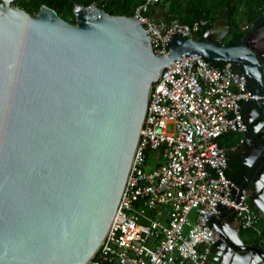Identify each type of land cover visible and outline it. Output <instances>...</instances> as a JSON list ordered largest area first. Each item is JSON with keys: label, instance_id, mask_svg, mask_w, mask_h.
<instances>
[{"label": "water", "instance_id": "1", "mask_svg": "<svg viewBox=\"0 0 264 264\" xmlns=\"http://www.w3.org/2000/svg\"><path fill=\"white\" fill-rule=\"evenodd\" d=\"M14 2L0 0V264L90 263L118 213L152 87L186 53L249 65L243 143L264 145L262 18L235 47L223 44V19L202 41L173 38L170 55L158 57L134 16L92 5L75 9L73 25L47 6L34 17ZM211 224L238 249L234 213ZM216 246L207 264H218ZM239 256L233 264H264V255Z\"/></svg>", "mask_w": 264, "mask_h": 264}, {"label": "built area", "instance_id": "2", "mask_svg": "<svg viewBox=\"0 0 264 264\" xmlns=\"http://www.w3.org/2000/svg\"><path fill=\"white\" fill-rule=\"evenodd\" d=\"M159 2L148 0L134 15L158 57L170 55L173 38L196 40L210 26L170 19L162 27L148 16ZM252 99L246 76L230 64L215 67L186 53L163 69L118 213L89 264H207L222 241L212 220L225 211L236 215L243 231L260 234L262 218L242 185L227 176L230 153L220 144L227 135L248 132L245 105ZM162 148V166L149 168L148 153Z\"/></svg>", "mask_w": 264, "mask_h": 264}, {"label": "trees", "instance_id": "3", "mask_svg": "<svg viewBox=\"0 0 264 264\" xmlns=\"http://www.w3.org/2000/svg\"><path fill=\"white\" fill-rule=\"evenodd\" d=\"M148 0H111L108 3L98 4L97 7L113 16L133 17L136 10ZM96 0H15L13 6L25 10L32 16H37L43 6H47L58 13L64 20L77 24L75 18L76 6L90 7ZM166 11L169 19H178L182 24L192 25L197 21L207 20L210 26L203 29L198 37L204 39V34L219 20L229 22L235 31L233 43L237 44L243 37V26L251 27L258 19L264 18V0H160L148 13L154 17L156 11ZM215 67H224L226 64L213 63ZM235 134V133H234ZM232 135V134H231ZM163 148L149 152L147 159L149 168L160 167L163 164ZM231 163V161H230ZM227 176L236 179L228 171Z\"/></svg>", "mask_w": 264, "mask_h": 264}, {"label": "flooded vegetation", "instance_id": "4", "mask_svg": "<svg viewBox=\"0 0 264 264\" xmlns=\"http://www.w3.org/2000/svg\"><path fill=\"white\" fill-rule=\"evenodd\" d=\"M261 20L263 21L260 23L257 31L259 32V36L263 40L259 51L264 64V18H262ZM254 25L252 26V28L254 27ZM248 31L243 32L244 35ZM234 33L236 32L231 31L228 35L226 32L220 35V37L226 36L225 40L223 41V44L225 46L235 47L238 45L240 41L237 44L233 43L234 38L232 35H234ZM244 65L245 64L239 65L235 63L233 64V68L246 76L248 87L251 90V87H253L255 81L252 77L251 69L250 67H248L249 65ZM256 118V121L258 122L257 128L259 127L258 132L260 133V139L262 142H264V112L261 113V115L256 116ZM247 148L248 152L246 153V157L242 160L243 166L241 165L239 168L235 169L232 175L234 176L236 181L242 185L243 189L249 194L250 202L253 206L254 211L256 213H259L262 218V226L260 234L245 232L240 227H238L239 232L236 233L232 227L230 229L228 227L229 232L234 238V235H237V237L235 238L237 241L239 238V246L238 249L232 250L231 244H226L224 242L217 243L218 246H216L217 250L215 252L220 253L218 264H233V262H237L241 259L242 256L239 255L256 254L259 258L263 257L264 255V252H262V255L258 253V250L254 249L260 246L264 247V145L258 146L255 143L249 141L247 143ZM229 170H231V167L229 168Z\"/></svg>", "mask_w": 264, "mask_h": 264}, {"label": "crops", "instance_id": "5", "mask_svg": "<svg viewBox=\"0 0 264 264\" xmlns=\"http://www.w3.org/2000/svg\"><path fill=\"white\" fill-rule=\"evenodd\" d=\"M152 18L156 19L162 27H165L170 20L167 12L160 10H157L155 16ZM245 137V133H235L227 135L220 140L221 146L226 148L230 153L229 158L231 161L230 167L232 171H229H231V175L235 169L239 168L241 165L243 166L242 160L246 157V153L248 152L247 143H243ZM243 144L244 146L242 147ZM234 182L237 181L235 180Z\"/></svg>", "mask_w": 264, "mask_h": 264}, {"label": "rangeland", "instance_id": "6", "mask_svg": "<svg viewBox=\"0 0 264 264\" xmlns=\"http://www.w3.org/2000/svg\"><path fill=\"white\" fill-rule=\"evenodd\" d=\"M13 5V4H12ZM35 17V16H34ZM70 23L71 24H73V25H75L74 23H72V19L70 20ZM241 26H242V30H243V32H246V31H248V30H250V29H252V26L251 27H245V26H243V24H241ZM231 31H233L232 29H231ZM199 37V36H198ZM198 37L196 38V40H198ZM199 41V40H198ZM233 134V133H232Z\"/></svg>", "mask_w": 264, "mask_h": 264}]
</instances>
